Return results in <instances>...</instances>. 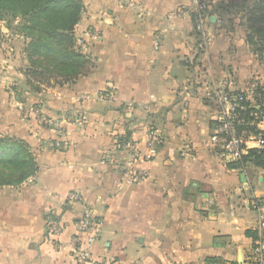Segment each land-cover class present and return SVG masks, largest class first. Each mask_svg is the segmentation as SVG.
Returning a JSON list of instances; mask_svg holds the SVG:
<instances>
[{"label": "crops", "instance_id": "1", "mask_svg": "<svg viewBox=\"0 0 264 264\" xmlns=\"http://www.w3.org/2000/svg\"><path fill=\"white\" fill-rule=\"evenodd\" d=\"M128 1L84 0L75 32L89 67L39 94L15 89L25 79V40L1 27L0 136L25 140L39 170L0 186V264H63L87 207L101 222L93 252L114 264H245L263 241L264 168L231 166L236 159L205 146L222 82L249 97L264 83L242 8L262 0H136L141 9ZM202 8L207 41L197 28ZM27 104L50 116L81 112L85 122L66 123L63 147L53 148L54 131L21 116ZM128 130L148 174L119 189L117 161L127 153L118 142ZM151 130L163 142L146 159ZM73 191L79 199L68 201ZM54 217L64 229L58 239L49 233Z\"/></svg>", "mask_w": 264, "mask_h": 264}, {"label": "trees", "instance_id": "2", "mask_svg": "<svg viewBox=\"0 0 264 264\" xmlns=\"http://www.w3.org/2000/svg\"><path fill=\"white\" fill-rule=\"evenodd\" d=\"M239 7V4L233 5L234 9ZM242 8L247 42L259 59H264V0ZM84 10V0H0V20L25 40L28 62L23 71L25 79L15 89L21 87V92L39 94L47 87L73 82L85 72L90 59L82 53L75 32ZM204 11L202 8L198 13V21ZM232 92L242 97L233 111L237 136L244 140L264 136V129L260 128V122L264 121V83L254 82L251 97L246 91ZM216 125L215 121L213 127ZM130 139L132 134L128 130L118 144ZM247 164L264 168V150L247 149L230 163L236 167ZM38 170L37 157L25 140L0 136V186L18 185ZM257 237L264 241V227ZM211 262L227 264L218 258H211Z\"/></svg>", "mask_w": 264, "mask_h": 264}, {"label": "built area", "instance_id": "3", "mask_svg": "<svg viewBox=\"0 0 264 264\" xmlns=\"http://www.w3.org/2000/svg\"><path fill=\"white\" fill-rule=\"evenodd\" d=\"M128 6L132 8H140L139 3L136 0H129ZM204 17L200 18L197 28L201 32V35L206 37L205 21ZM78 44L83 45L81 39L78 40ZM161 44L160 35H156L154 39V47L157 49ZM227 82H222V86L212 95L218 106V116L216 118L217 125L215 126L213 133L205 141V146L214 149L222 150L224 155H230L234 159H239L247 149L258 148L264 150V136H251L248 140L237 136L234 126L235 116L233 111L239 106V101L242 99L237 94H234L227 88ZM90 97V95H85ZM23 116H33L39 123L49 126L55 133L49 144L53 148L63 147V133L66 123L75 119L76 122L82 124L85 122V115L81 112L75 114H66L62 116L53 117L42 113V111L36 106L24 108L21 110ZM249 141L255 142L253 147L248 145ZM163 139L157 132H150L147 142V152L145 153L146 159H151L157 153L158 147L162 144ZM119 149L127 153L125 158L117 161L118 169L123 173V176L118 184V188L122 189L124 186L131 185L147 177L145 170L137 167V162L141 159L142 155L134 143L133 139L119 144ZM191 148L186 146L184 154L189 153ZM109 155L107 154V157ZM79 199V193L77 191L70 192L67 196L68 201H74ZM262 217V216H261ZM77 234L73 237L71 243V257L67 259L63 264H114L111 259H103L97 257L93 252V246L99 239L101 234V222L94 214L91 208H86L81 219L76 223ZM63 226L57 217L50 220L49 233L54 239H58L63 233ZM263 241H260L254 249L253 256L245 264H264V247Z\"/></svg>", "mask_w": 264, "mask_h": 264}, {"label": "rangeland", "instance_id": "4", "mask_svg": "<svg viewBox=\"0 0 264 264\" xmlns=\"http://www.w3.org/2000/svg\"><path fill=\"white\" fill-rule=\"evenodd\" d=\"M203 17H204L206 20H208V17H206V16H203ZM206 20H205V21H206ZM3 25L6 26L5 22H4L3 20H0V41H1V39L3 40V38H4V37L2 38V36H1V35L3 34V33L1 32V27H2ZM205 25H206V22H205ZM205 27H206V26H205ZM6 28H7V26H6ZM7 29H8V28H7ZM8 30H9V29H8ZM9 31H10V30H9ZM200 33H201V32H200ZM205 34H206V37H204V38H203L202 35H200V36H201V38H202L203 40H206V41H207V40H208V36H209V34H208L207 32H205ZM207 35H208V36H207ZM5 37H6V36H5ZM7 38L9 39V37H7ZM1 49H4V48L1 47ZM227 85H228V83H227ZM32 106H35V107H36L37 104L21 105V108H20V114H21V116H22L23 118H27V117H25V116L22 115L21 110L24 109V108L32 107ZM37 107H38V106H37ZM28 117H29V116H28ZM53 117H57V116H53ZM43 125H45V124H43ZM48 127H49V126H48ZM151 131H152V132H157L156 130H151ZM151 131H150V132H151ZM157 134H158V133H157Z\"/></svg>", "mask_w": 264, "mask_h": 264}, {"label": "water", "instance_id": "5", "mask_svg": "<svg viewBox=\"0 0 264 264\" xmlns=\"http://www.w3.org/2000/svg\"><path fill=\"white\" fill-rule=\"evenodd\" d=\"M216 17L215 15L212 16V21H215ZM242 255L240 256V259H241Z\"/></svg>", "mask_w": 264, "mask_h": 264}]
</instances>
